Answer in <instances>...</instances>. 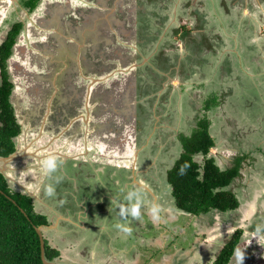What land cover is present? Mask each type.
I'll return each mask as SVG.
<instances>
[{
    "label": "rangeland",
    "instance_id": "rangeland-1",
    "mask_svg": "<svg viewBox=\"0 0 264 264\" xmlns=\"http://www.w3.org/2000/svg\"><path fill=\"white\" fill-rule=\"evenodd\" d=\"M261 2L262 0H260ZM248 3L251 6V0H248ZM230 4L232 3L228 1L224 2V4L223 2L217 4V11L221 17L215 18V24L220 21L223 23L224 29L228 28L229 35L226 37L228 47L231 48L230 56H228L229 59L223 57L221 67H214L213 61H211V70L209 71L211 72L209 80H216L218 78L216 76L222 75L220 84L223 89L220 87L219 91H217V89H212V85L210 94L206 98V102L204 101V104L213 105L212 102L221 97L220 101H216L218 103L215 106L217 109L213 113L211 112V115L207 113L214 108L213 106L206 109L203 107L202 113L197 115L193 111L191 114L185 115L186 117L183 118L181 126L178 123L177 129L176 124L168 129H160L157 121L151 116L152 114L149 115L147 113L149 117H141V119L144 122V128L147 126L152 130L150 137L156 129L150 141L145 143L140 136L142 142L146 144L145 147H142V145L138 144V140L140 141L138 135L137 145L126 154L129 160H124L122 158L123 154H116L112 160L115 167H129L128 169H131V173H133L131 175L126 174L127 171L122 169L119 173L120 179H116L120 184L119 186L109 172L101 175L100 180H89V174L84 173L90 171V166L83 162L74 161L73 165L70 163L65 165L64 175H57L56 180L63 181L57 183L58 187L55 190V194L53 196L47 195L46 200L48 199V203L60 209L68 208L70 211H81V208H86L79 206V202L86 204L88 202H98L92 206L87 204L86 209L89 212L87 216L93 221L87 220L86 224L96 223L98 227L97 233L99 234L98 240H109L111 243L113 242L115 250H122L120 253L122 263L124 259L126 264H211L214 255L219 251L224 241L241 224L244 227L242 229L245 230L235 251L240 249L244 252L243 264H264V238L257 241L256 238L250 239L251 233L255 231V229L251 230V227L257 228V226H260L264 228V18L261 16L255 18V14L250 12L249 9L248 13L247 10L244 12L245 4L240 6V9L241 13L247 14H241L242 16H240L236 11L232 17L227 16L224 18L225 14L218 7L222 6L224 8L225 5L229 6ZM249 5L248 8H250ZM165 6L164 3L163 10L157 12V14L164 15ZM163 15L159 17L163 19L166 14ZM250 15L254 18L251 19ZM233 17L235 18L234 21H232ZM250 20L253 22L254 26L252 28L254 31H258V36L253 39V42L258 44L257 47L254 44L251 46L253 47L252 49L248 48L247 50L244 45L245 43H250V39L253 37L244 38L245 40L242 42L239 34H232V30L237 32L238 29H249ZM167 21L169 22L168 25L172 23V21ZM181 22L177 20L174 23L178 25L176 26L177 30L174 27L176 33H181L179 31L188 28V24L183 22L182 24ZM173 26H171V30ZM199 26L201 25L199 24ZM224 29H220V34L213 33V29H211L209 34H211V38L221 41L226 34ZM200 44L207 47V42L204 38H201ZM234 48L237 49L236 52L233 51L235 50ZM248 55H251L250 58ZM228 60L230 61L228 62ZM203 68L205 69V66ZM147 76L152 77V74L148 73L145 77ZM148 81L149 79L144 84L148 83ZM158 100L160 102L162 99L159 98ZM196 116H204L210 121L209 131L215 141V146L210 153L214 156L219 167L225 168L233 164L238 157L241 158L243 163L241 165L242 176L234 180L231 185L238 196L240 205L237 210L219 214V222L225 220L226 223L218 222L219 224H215V219L212 216L210 221H208V218L201 217L194 218L195 220L192 221L189 220V217L180 216L177 223H175V221L169 220L170 216H167L165 212L173 211V207L170 205L172 202L171 187L166 182V170L173 165L181 152L179 136L182 134L189 135L192 132ZM168 118L175 121L174 116ZM169 123L172 125L171 122ZM153 124L156 125V128L155 126L151 128ZM123 127L124 125L121 126V129ZM140 131L142 129L139 128ZM28 135L30 138L33 133ZM116 136H118L117 133ZM71 140H74V138L69 141L72 145L73 142ZM45 143L46 141L32 145L29 142L30 149L35 146L39 148L33 172L30 174L33 181L28 180L30 184L28 187L34 188V192L40 191L39 184L44 174L41 161L53 155L54 153L51 154V152L55 148H59L57 151L61 154H69L76 160L88 155V153H95L94 151L86 153L84 149L88 147L80 148V142L74 143L75 147H71L70 150L66 151L67 149L62 147V140H58L56 142L58 146L54 145L52 151L47 153V147L53 143L47 145ZM136 151H139L137 159L135 158ZM103 160H106V158ZM196 160L200 161V156L196 157ZM165 164L167 165L164 166ZM81 165L82 169L79 168ZM74 166L76 167L73 169ZM137 172L142 173V176L137 174ZM114 173L117 174L118 170H115ZM136 174L139 176H136ZM75 177H77L76 180ZM142 177L148 180H144ZM15 182V185L19 184L18 188L20 190L23 187L28 189L18 180H15ZM51 182L53 183V181ZM138 182L148 189H151L154 185L158 187L157 196L159 200L155 203L163 207L158 214V220H154L150 213L143 211V207L147 206V198H152V201L149 200V207L151 208V204L154 203V196L145 187H140ZM130 190L137 192L142 201L141 217L139 219L128 217L126 220H121L118 215V206L127 203L124 197ZM44 192L46 194V189ZM44 196V194L40 196L42 202H44ZM106 197H110L111 200L108 201ZM36 207L37 212L43 210L38 204ZM85 210L84 212H86ZM91 214H93L92 217L90 216ZM158 223L160 225H157ZM118 224L130 227L132 229L131 235L117 228L116 225ZM250 224L252 225L251 227ZM108 235H111L112 239H107ZM47 237L48 243L56 247L57 243L54 241V235L50 234ZM85 245L80 246V243L75 241L70 251L72 257L64 255L63 250V255L59 257V261L71 264H97L91 257H88L87 252L85 253L87 244ZM115 254L118 256L116 252ZM81 259L85 261L76 263ZM231 264H237L235 253Z\"/></svg>",
    "mask_w": 264,
    "mask_h": 264
},
{
    "label": "crops",
    "instance_id": "crops-1",
    "mask_svg": "<svg viewBox=\"0 0 264 264\" xmlns=\"http://www.w3.org/2000/svg\"><path fill=\"white\" fill-rule=\"evenodd\" d=\"M17 1L12 0L11 3H16ZM222 1L91 0L88 7L81 8L79 11L81 19H79L78 15L76 17L67 15L69 8L65 2L62 3L56 0L52 1V3H45L46 9L44 15L39 18L35 28L37 31L43 30L48 32L49 39L45 42L35 43L31 47L36 52L32 51L33 55L37 54L35 57L37 62L45 66L42 79H44V83H48L46 91L48 99L51 100V107L57 109L63 98H70L77 93L78 88L74 85L72 79H75L76 75L84 73L83 71L92 63L89 59L96 57L95 59L99 61L102 55L100 47L103 45L111 46L113 44V38H111V34L109 33H111L113 28H117L120 34L117 37L118 43H120L119 38L121 37L129 39V42H136V58L139 63V71L134 78L126 79L125 93L122 94V101L118 102V108L109 107L110 110L126 111L125 114H127L128 118L131 115L129 113L130 105L134 103L136 130L140 128L141 121L139 114L141 113L152 114L151 116L157 121L160 129H168L175 124L177 129L178 123L181 126L183 118L186 117L185 115L191 114L193 111L197 115L202 113L203 107L206 109L205 106L208 104H204V101L206 102L212 85V89H217V91L221 87L222 75L216 76L218 77L216 80H209L211 77V72L209 71L211 70V61H213L214 67H221L223 57L229 59L228 56H230L231 48L228 47L226 37L229 35L228 28L224 29L223 23L220 21H217V24H215V18L221 17L216 5L222 3ZM227 1L232 3L229 6L226 5L228 7L227 10L222 8V6L218 7L225 14L224 18L227 16L232 17L236 11L240 16L245 15L248 13V9L255 14V18L257 16L264 18V0L261 3L260 0H251V6L248 0H241L239 2H236V0ZM42 3L43 1L39 0L36 6ZM164 3L166 5L164 15H166L161 19L160 17L163 14L159 15L157 12L163 10ZM243 4H245L243 10L244 12L247 10V13H241L240 6H243ZM248 5L250 8H248ZM64 15H66V18ZM6 16L8 19H13L12 14H7ZM251 17V19L254 18L253 16ZM56 18H59V23H57ZM128 18L134 19L130 22V25L127 22H123V20H127ZM167 20L172 21V23L168 25L169 22ZM177 20L188 24V28L179 31L181 33H176L174 27L177 30L176 26L178 25L174 23ZM234 20L235 18L233 17L232 21ZM22 23L21 31L28 26V22L24 21ZM249 25L251 29H238L237 32L232 30V34H239L242 42L248 39V37H253L250 39V43H245L244 45L247 50L248 48L252 49L253 47L251 46L254 44L257 47L258 44L257 42H253L254 37L258 36V31L255 32L252 28L254 26L252 20H250ZM171 26H173L172 30L170 29ZM131 29L134 31H130ZM211 29L216 34H220V29H224L226 34L219 41L218 39L211 38V34H209ZM2 30L0 28V34H2ZM87 33L94 43L91 44L93 55L84 53L82 51L83 47L80 45V42L83 41ZM201 38H204L207 42V47L205 45L201 46ZM233 51L236 52L237 49ZM33 55L31 54V56ZM248 56L250 58L251 55ZM204 66L205 69L203 68ZM144 69H147V74H152V77H145L146 73ZM142 70H144V77L141 78ZM10 76L13 82L11 72ZM52 79H59L61 81L53 83ZM143 79H149L146 87H144L145 82ZM64 86L68 88L67 92L66 89H63ZM12 97H14V93L11 95V101L13 102ZM159 98L163 101L159 102ZM220 98L216 99V101H220ZM56 99L59 100L55 102ZM216 101L212 102L213 105H208V108L214 107L208 111V115H211L217 109L215 107L218 104ZM170 113L175 117V121L168 118ZM154 126L156 128L155 124H153L152 128ZM174 131L176 130L174 129ZM138 144L142 145V147L146 145L140 142ZM53 145L57 146V143L54 142ZM54 238V241L57 243L55 248L59 249L60 256L63 255L64 250V255L72 257V253H70L73 247L71 241L65 238L61 239L60 237ZM108 244L109 247L113 245L112 243ZM84 261L81 259L76 263Z\"/></svg>",
    "mask_w": 264,
    "mask_h": 264
},
{
    "label": "water",
    "instance_id": "water-1",
    "mask_svg": "<svg viewBox=\"0 0 264 264\" xmlns=\"http://www.w3.org/2000/svg\"><path fill=\"white\" fill-rule=\"evenodd\" d=\"M42 1L43 3L39 4L40 6L37 5L27 14L25 22H28V26L19 33L8 60V69L13 75L14 83L12 104L16 121L22 132L21 136L19 133V138L21 140L28 139L32 145L44 141L47 145L62 140V147H65L66 151L70 150L71 147L74 148V143L80 142V148L88 147L84 149L86 153L94 151L96 155L100 153L99 157L111 160L114 159L116 154H123L122 158L129 160L126 154L137 145L138 137L135 128L134 101L130 105L129 113L131 115L128 118L125 114L126 111H114L110 110L109 107L118 108L123 99L122 94L125 93L126 79L134 78L139 71V63L136 58V42H129V39L121 37L119 38L120 43H118L119 30L113 28L109 33L113 38V44L100 47L102 55L99 61L95 59L96 57L89 59L93 65L91 63L87 69L82 70L84 72L82 75H76L75 79H72V82L78 88L77 93L70 98H63L57 109L52 108L51 100L48 99L46 91L48 83H44V79H42L45 66L37 62L35 58L37 54L33 55L32 51L35 52V50L31 47L35 43L45 42L49 39L48 32L37 31L35 27L39 18L44 15L45 3H52L56 0ZM58 1L65 2L68 6L67 15L70 17L78 15L79 19H81V13L79 12L81 8L88 7L91 2V0ZM64 16L66 18V15ZM133 20V18H128L123 22L130 25ZM56 21L59 23V18H56ZM130 31L134 30L131 29ZM91 44L94 43L87 33L83 41L80 42L83 47L82 51L87 55L94 54L91 51L93 50ZM52 81L58 83L61 80L52 79ZM63 89H66V92L68 90L65 86ZM57 100L59 99H56L55 102ZM123 125L124 127L121 129ZM32 133L33 135L29 138L28 134ZM116 133L118 136H116ZM72 138L74 140H71L73 142L71 145L69 141ZM33 150L38 151L39 148L35 146ZM84 150L82 149V151ZM138 152L136 151V159ZM32 155L34 156V154ZM13 156L14 154L8 157H0V161L5 162ZM21 211L24 212L22 209ZM35 230L39 235L41 259L44 264H71L46 260L44 257L42 226H35Z\"/></svg>",
    "mask_w": 264,
    "mask_h": 264
},
{
    "label": "trees",
    "instance_id": "trees-1",
    "mask_svg": "<svg viewBox=\"0 0 264 264\" xmlns=\"http://www.w3.org/2000/svg\"><path fill=\"white\" fill-rule=\"evenodd\" d=\"M222 2L224 4L226 0ZM35 3V0H31L29 4L33 7ZM224 8L227 10L228 7L225 5ZM19 28L20 23L15 24L0 46V64L3 69V83L0 86V156H7L14 151L13 139L20 133V126L9 102L11 84L5 73V62ZM208 105L205 107L208 108ZM194 124L189 135L179 136L181 152L166 172V182L172 187L175 204L195 215L236 209L239 201L231 185L239 178L243 164L241 158L220 168L210 156V149L215 145L209 131L210 121L204 116H196ZM199 156L200 161L196 160ZM185 164L189 166L181 175L179 170ZM46 223L45 216L34 211L31 199L12 192L0 173V264H44L35 226ZM241 234L242 230L238 229L212 264H229ZM44 257L54 262H58L60 257L59 249L52 247L45 238Z\"/></svg>",
    "mask_w": 264,
    "mask_h": 264
},
{
    "label": "flooded vegetation",
    "instance_id": "flooded-vegetation-1",
    "mask_svg": "<svg viewBox=\"0 0 264 264\" xmlns=\"http://www.w3.org/2000/svg\"><path fill=\"white\" fill-rule=\"evenodd\" d=\"M11 1L10 0H0V3L2 2L0 4V26H2V27H0V28L3 29L2 34H0V46L6 40L8 33L14 27L15 24L20 23L19 33L21 32V30H22L21 28H22V24H23L22 22L25 21L27 14L30 13V11L36 6V4H38L39 0H35L36 3L33 7H31L29 4L31 0H18L16 3H14V2L11 3ZM7 14L8 15L12 14L13 19H11V18L8 19L6 16ZM19 33H18V35H19ZM18 35L16 36L15 42L18 38ZM13 46H14V44H13ZM13 46L11 48L10 55L12 54ZM10 55L8 56V58L6 59V62H5V73L7 76V78H6L7 81L11 84L9 102L11 103V105H12L11 107H12L13 112H14V106H13L12 101H11V95H12V92L14 89V84L11 80L10 70L8 69V60H9ZM0 60H1V57H0ZM144 70H145V73L147 75V69H144ZM144 70L141 71V76H140L141 78L144 77V75H143ZM2 71H3V69H2L1 64H0V86H2V83H3L2 82L3 81ZM146 80L147 79H143L144 82H146ZM146 86H147V84H144V87H146ZM139 116H140V121H141L140 122V129H142V131H140V132H139V129L137 130L138 135H139V139L142 142V139H141V137H142L143 141L145 143H148L150 141V139L152 138L153 134L156 132V129L150 137V133L152 130L150 128H148L147 126L144 128L145 125H144L143 120L141 119V117H148V114L141 113V114H139ZM170 116H173V115H171V113H170ZM151 128H152V126H151ZM21 134H22V132L20 131V136H21ZM13 141H14V147L15 148H14V151L12 153H10L9 155L12 156L14 154V156H13V158L7 159V161H5V162L0 161V173L5 178L7 185L12 192H16V193H20L21 195L28 196L31 199L34 211L36 213H40L41 215L45 216L47 223L45 225H39V226H42L41 231H42L43 237L46 239L48 235L53 234L54 237H60L61 239L65 238V239L70 240L72 245H73V243H75V241H78L79 243H81L80 246L81 245L86 246L85 244H87V249L85 250V253L87 252L88 257L89 258L91 257V259L93 261H95V263L97 262V264H99V263L100 264H126V262H124V259H123V263L121 261V259H122V256L120 254L121 250H118V251L115 250L113 245L109 247L108 243H111V241L106 240V239L98 240L99 234L97 233V229H98L97 224L94 222H92L89 225L86 224L87 220L93 221L91 218H89V216H87L89 213L88 210L86 209L87 204L92 206V205H96L98 202H93V203L88 202L87 204L84 202H81V203L79 202L78 203V205L80 204L79 206L86 207L85 208L86 210L81 208V211H79V210L70 211L68 208L60 209V208H57V207L53 206L52 204L48 203V199L46 200L47 195L45 194L44 190L50 184L52 185L53 183H54L53 184L54 189L56 190V188L58 187V184L55 182L57 175H59V174L64 175L65 165L67 163L68 164L70 163L73 165L74 161L80 162V163L83 162V163L90 166L89 167L90 171H86L84 173V174H89V176H90L89 180H94V179H95V181L100 180L101 175H105V173L109 172L110 175L113 178H115L114 180L118 184V186L120 184L116 181V179H120L119 173L121 172V170L122 169L126 170L127 171L126 174H130V175L133 174V173H131L132 170L128 169L129 167L128 168H126V167H118L117 168V167H115V165L111 159L106 158V160H103L104 158L101 157L102 158L101 159L100 157L96 156V154L88 153V155H86L82 158H78L76 160L75 158H72V156L69 154H61L59 151H57L56 148L54 151H52L54 145L51 144L50 146L47 147L48 148L47 153H50L52 151L51 154L54 153L53 155H55L57 157L58 163H59L58 170L56 173L53 174V177L51 179L42 173L43 176H42V179H41L40 184H39L40 191L34 192V190H33L34 188L32 189V188L28 187V186H30V184L28 183V180L33 181L32 177H30L32 175H30V174H32V172H33V169H34L33 167L35 166L34 162L38 157V154H37L38 152L34 151L33 149H30L29 140L28 139H25V140L22 139L21 140L19 138V134L14 137ZM140 141L138 140V142H140ZM144 142H142L141 144L144 145L145 144ZM211 149H210V151H211ZM34 152H35V154H34ZM32 154H34V156ZM9 155L0 156V157H8ZM210 156H212L214 158V156L211 155V153H210ZM42 162L43 161H41V165H42ZM166 165L167 164H165L164 166H166ZM75 167L76 166H74L73 169ZM79 168L82 169V165ZM115 170H118L117 174L114 173ZM167 170H166V172H167ZM139 172H137V174H140L142 176V173H139ZM137 174H136V176H139ZM241 174L242 173L240 172L239 177L242 176ZM77 177H78V175H77ZM77 177H75V180ZM143 179L148 180L145 178H143ZM15 180H18L19 182H21L28 189H26L25 187L22 186L23 189L20 190L18 188L19 184L17 183L15 185V183H16ZM50 180L53 181V183ZM62 181L63 180L59 181L58 183H60ZM233 182H232V184H233ZM167 185H169L171 187V185L168 182H167ZM139 186L145 187L144 185H141V183H139ZM16 187H17V189H15ZM19 187H21V186H19ZM146 189L149 192H151V194L154 196V203L159 200L158 196H157L158 187H156V185L152 186L151 189H148V188H146ZM231 189H233V188L231 187ZM233 192L235 193L234 190H233ZM42 194L45 195L44 196L45 197L44 202H42L40 199V196ZM170 194H171V198H172L171 199L172 202L170 205L173 207V211H170V212L165 211V212H166L167 216H170L169 220L172 222L175 221V223H177V220L180 216L189 217L190 218L189 220H192V221H194L197 217L208 218V221H210V217L212 216L215 219L214 223L217 224L219 222V216H220L219 214H225L229 211L237 210L239 207L238 206L236 209L228 210L225 212L212 211V212H209L206 214L195 215V214H191L189 212H186V211H184V210H182L176 206L175 199L172 195V187H171ZM236 196H237V194H236ZM117 197H118V194H117ZM106 198L108 201L111 200L110 197H106ZM237 198H238V196H237ZM114 199L117 200V198H115V197H114ZM149 200L152 201V198L151 199L147 198V201H146L147 206L143 207V211H146L148 213H150V211H149V209H150ZM238 201H239V199H238ZM37 204L43 210L37 212V207H36ZM239 205H240V202H239ZM151 206H152V204H151ZM162 208L163 207H160V209H162ZM84 210L86 212H84ZM78 212H80V214H78ZM213 213H215V214H213ZM90 216L92 217L93 214H91ZM222 222L224 223L225 220H222ZM222 222L220 221L219 223H222ZM157 225H160V223H158ZM138 226H139V223H138ZM251 226L252 225L250 224V227ZM242 228H244V227L240 224L237 228H235L232 231L230 236L226 239V241H224L222 246L219 248V251L214 255V258H213L211 264L214 262V260L216 259L217 255L219 254V252L221 251L223 246L231 239L232 235L238 229L242 230V234H241V237H242L243 232L245 230ZM252 228L253 227H251L250 229L251 230L256 229V227L253 229ZM241 237L239 239V242L241 240ZM107 239H112V236L108 235ZM239 242L237 243V245L239 244ZM112 244H113V242H112ZM237 245H236V247H237ZM115 252L118 254V256L115 255ZM234 253H235V250H234ZM234 253H233V255H234ZM233 255L231 256V258L229 260V264H231ZM128 264H131V263H128Z\"/></svg>",
    "mask_w": 264,
    "mask_h": 264
},
{
    "label": "clouds",
    "instance_id": "clouds-1",
    "mask_svg": "<svg viewBox=\"0 0 264 264\" xmlns=\"http://www.w3.org/2000/svg\"><path fill=\"white\" fill-rule=\"evenodd\" d=\"M189 165L185 164L181 167L179 170V174L183 175ZM44 175L49 177L50 179L53 177V174L57 172L59 163L58 159L55 155L48 156L44 158L42 165H41ZM56 183L59 182L57 179L55 181ZM55 194V189L53 185H49L46 188V195L53 196ZM125 201L127 203L120 204L118 206V215L121 218V220H126L128 217H131L133 219H139L141 217V208H142V201L139 198V195L134 190H130L126 193L124 197ZM152 217L154 220L159 219V212L160 208L156 203H153L151 208L149 209ZM117 228H119L122 232L131 235L132 229L130 227L124 226L123 224L116 225ZM251 238H256V241L264 238V228L257 226L254 232L251 233ZM250 241V240H249ZM235 257L237 264H243L244 259V252L240 249H237L235 251Z\"/></svg>",
    "mask_w": 264,
    "mask_h": 264
}]
</instances>
